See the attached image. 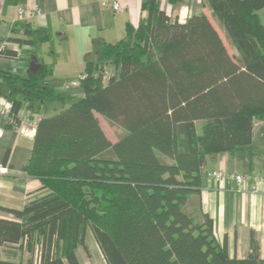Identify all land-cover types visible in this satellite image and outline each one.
I'll return each mask as SVG.
<instances>
[{
	"label": "trees",
	"instance_id": "16d2710c",
	"mask_svg": "<svg viewBox=\"0 0 264 264\" xmlns=\"http://www.w3.org/2000/svg\"><path fill=\"white\" fill-rule=\"evenodd\" d=\"M201 4L211 19L203 12L179 22L146 0L136 27L126 23L114 42L98 37L80 73L82 96L35 126L24 170L49 192L21 209L0 206L13 215L0 217V246L18 244L27 264H81L76 249L90 226L107 264H264L252 229L246 255L229 256L199 198L207 156L250 143L264 121V0ZM18 26L10 40L19 44L50 38L29 19ZM0 55L18 58L8 48ZM51 73L42 62L25 76L0 69L20 95L14 121L22 99L65 102L45 82ZM97 114L122 127L114 142Z\"/></svg>",
	"mask_w": 264,
	"mask_h": 264
},
{
	"label": "crops",
	"instance_id": "0c3cea01",
	"mask_svg": "<svg viewBox=\"0 0 264 264\" xmlns=\"http://www.w3.org/2000/svg\"><path fill=\"white\" fill-rule=\"evenodd\" d=\"M112 0H0V44L5 48L22 51L21 58L0 55V69L27 75L30 69L46 63L52 73L45 82L56 92L66 96H82L78 86L64 87L65 82L53 83L51 77L71 80L82 72L86 60L96 57L98 37L114 42L125 32L126 23L136 27L147 16L142 7L146 0H117L122 10L115 12ZM171 20L184 22L189 16L207 11L201 0H154ZM19 8H38L39 17L29 19L32 25L45 27L49 40L35 46L10 40L19 36ZM263 13V11H262ZM208 17L211 19L209 13ZM263 15V14H262ZM213 22V20H212ZM214 24V22H213ZM66 89V90H64ZM13 97L0 78V163L9 167L7 175L0 176V206L21 209L29 202L46 195L49 190L40 180L28 175L24 166L31 156L36 123L41 116L63 107H46V100L39 104L22 99L17 118L22 131L11 127L4 117ZM50 99V98H48ZM46 103V104H45ZM62 106V105H60ZM100 119V118H98ZM201 121H196L195 125ZM198 129V127H197ZM223 169L229 172L264 175V121L255 123L250 143L233 152L214 153L207 156L204 171ZM199 198L202 211L212 219V229L219 242L226 239L229 256L243 258L249 247V231L255 232L264 259V189L261 192H242L230 180L215 182L202 174ZM0 217L13 218L1 211ZM0 258L15 264H27L28 253L18 244L0 246ZM33 264H39L37 259Z\"/></svg>",
	"mask_w": 264,
	"mask_h": 264
},
{
	"label": "built area",
	"instance_id": "2783aa9c",
	"mask_svg": "<svg viewBox=\"0 0 264 264\" xmlns=\"http://www.w3.org/2000/svg\"><path fill=\"white\" fill-rule=\"evenodd\" d=\"M110 3L112 9L115 12H119L122 10V6L118 3L117 0H112ZM19 18L20 20L24 21L33 17H39L41 15V12L38 8H33L32 10H27L24 8H19L18 10ZM5 48V44H0V52L3 51ZM18 58L22 57V51H17ZM110 75V72H105L103 76V80H106ZM84 77L83 74L79 75L78 80L66 82L64 84L65 88H68L69 86H77L79 84V80ZM11 107V105H10ZM4 117L6 118V121L10 123L15 129H19L22 131V128L19 126V122L13 120L10 114V109L6 110L4 113ZM10 172V169L7 165L0 163V176L7 175ZM204 176L207 179L213 180L215 182H219L222 180H230L232 181L237 190L242 192H261L264 189V175L260 174H243L239 172H229L223 169H217V170H206L204 171Z\"/></svg>",
	"mask_w": 264,
	"mask_h": 264
},
{
	"label": "rangeland",
	"instance_id": "374dc122",
	"mask_svg": "<svg viewBox=\"0 0 264 264\" xmlns=\"http://www.w3.org/2000/svg\"><path fill=\"white\" fill-rule=\"evenodd\" d=\"M263 15H261L262 18V22L264 23V11L262 13ZM218 32L220 33L221 38L223 39L227 50L231 53V48L229 47L227 38L224 36L223 32L221 31V29L216 26ZM124 35V33L120 34V38ZM119 39V38H118ZM111 71V70H109ZM79 78V74L71 80H60L54 77H51V81L53 83H62V82H71V81H76ZM80 89V85H77ZM66 90V89H64ZM79 95H66V102L69 104L72 101H76L77 99H79ZM47 103V104H46ZM46 107H57L58 109H60L61 107H63L64 104L61 103V101H58L57 99H47L46 100ZM62 105V106H60ZM60 107V108H59ZM97 116L100 118V125L102 127V129L104 130L106 136L110 139L111 142H114L117 137L121 134L122 132V127L120 126V124L118 122L115 123H110L108 122L106 119H104L101 115L97 114ZM203 123V122H202ZM197 127H200V122L197 123ZM76 253H77V257L80 261L81 264H107L104 256L95 240V237L93 235L92 229L90 228V226H88L86 228L85 234H84V242L83 244L79 245L76 249Z\"/></svg>",
	"mask_w": 264,
	"mask_h": 264
},
{
	"label": "clouds",
	"instance_id": "9594fccd",
	"mask_svg": "<svg viewBox=\"0 0 264 264\" xmlns=\"http://www.w3.org/2000/svg\"><path fill=\"white\" fill-rule=\"evenodd\" d=\"M9 107H10V105H9Z\"/></svg>",
	"mask_w": 264,
	"mask_h": 264
}]
</instances>
